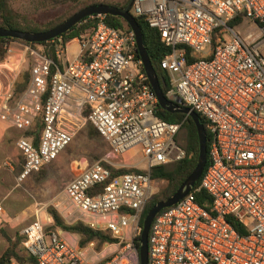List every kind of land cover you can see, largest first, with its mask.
Instances as JSON below:
<instances>
[{
	"label": "built area",
	"instance_id": "obj_1",
	"mask_svg": "<svg viewBox=\"0 0 264 264\" xmlns=\"http://www.w3.org/2000/svg\"><path fill=\"white\" fill-rule=\"evenodd\" d=\"M130 12L144 16L171 50L160 62L170 79L167 96L204 117L211 135L199 186L151 225L149 264H264V0H133ZM90 18L95 23L76 38L74 60L59 62L68 43L58 37L49 43L56 63L44 54L47 46L15 41L6 44L0 63L7 74L0 79V121L22 132L18 184L54 162L87 124L110 147L103 161L64 186L61 205L67 218L116 242L102 252L94 242L81 247L74 237L49 230L51 218L38 208L23 232L35 264H139L140 217L155 192L150 170L186 156L175 142L180 125L157 115L134 34L108 26L104 16ZM28 60L30 82L16 97L14 84ZM38 116L34 143L25 134ZM134 148L146 172L114 176L113 162ZM199 191L208 194L209 209L196 202Z\"/></svg>",
	"mask_w": 264,
	"mask_h": 264
},
{
	"label": "trees",
	"instance_id": "obj_2",
	"mask_svg": "<svg viewBox=\"0 0 264 264\" xmlns=\"http://www.w3.org/2000/svg\"><path fill=\"white\" fill-rule=\"evenodd\" d=\"M46 1L51 2L52 4H64L67 3L68 1L69 2L71 1L72 4L69 9V12H67V14L64 15L61 19H59L58 21H54L52 23L42 24L35 22L26 15L16 12L12 8V0H0V27L20 30V31H27V32H43L54 28L55 26L59 25L60 23L68 19L70 16H72L73 14H75L76 12L87 6L96 5V4H106L118 8H124L129 2V0H126L124 3L121 4H110L108 2H98L96 0H46ZM104 22L108 26L116 30H119L122 33L131 32V29L127 25V23L119 17L106 15L104 16ZM94 23L95 20L91 18L84 19L81 23L73 27L70 31L61 35L63 43L65 44L72 41L73 39L78 38L82 33H84L86 30L92 27ZM138 23L142 31L143 42L147 49L150 61L158 75L161 90L164 93V95H167L170 89V79L167 72L161 69L160 62L166 56H168L171 50L161 42L159 33L156 29L149 27V25L145 20H140ZM10 41L25 43L11 38H0V63L4 60L6 56V44ZM50 42L51 41L43 42V43H25V44H29L36 49L47 46V48L43 51L44 54H46L56 63V57L54 54L53 47L52 45H49ZM187 53L189 55L190 53L189 49H187ZM192 60L193 58L188 56V61H192ZM30 64H31L30 60H28L27 63L22 68L14 84L13 91L16 97H19L29 85L31 78ZM52 72H54L53 68H52ZM46 96L47 95H45L42 98L43 102L46 100ZM157 115L159 118H161L167 123L180 125L179 132L175 137V142L186 152V156L181 161L158 166V167H153L150 170V175L154 183L161 182L164 185L159 189L157 193H154L152 198L146 204L140 217L141 227L143 226V221L148 211L151 209V207L154 206L157 202L161 200H166L167 198L172 196L176 192V190L181 186L184 180L192 173V171L196 166L199 155V140L197 135V129L194 122L189 117H186L184 114L181 113H169L163 110L162 108H160L159 106H157ZM200 120L206 129L207 143L209 147L211 141V135L207 129V121L202 116H200ZM41 125H42L41 116H38L34 128L28 131L25 134V136L32 137L34 143H37V139L39 137V131H41ZM184 127L186 129V132L183 138V136L181 137L179 134ZM89 133L91 136L94 137L100 136L97 130L93 126L89 130ZM110 169L114 176L125 173L146 172L135 169L117 170V169H112L111 167ZM199 183L200 181L196 184V188L199 186ZM195 198L198 204H200L206 209H209L210 198L205 191H199L195 193ZM48 214L51 216L53 220V225L49 228V230L53 231L56 229H60L63 232L78 236L79 237L78 242L81 247H85L89 243L94 242L96 248H100L102 245L116 242V239H113L108 233L94 230L80 221H76L71 224L66 223L64 218L58 212V210L54 207L48 208ZM228 221L236 231H238L240 234L243 233L241 227L237 223H235L231 219H229ZM139 240H140V236H138L135 240V246L138 250H139ZM11 256H12V252L7 251L0 259V264H6V263L8 264ZM34 264H35V260H34Z\"/></svg>",
	"mask_w": 264,
	"mask_h": 264
},
{
	"label": "rangeland",
	"instance_id": "obj_3",
	"mask_svg": "<svg viewBox=\"0 0 264 264\" xmlns=\"http://www.w3.org/2000/svg\"><path fill=\"white\" fill-rule=\"evenodd\" d=\"M98 2H108L110 4H121L126 0H96ZM72 2L68 1L64 4H52L45 0H12V8L23 15L28 16L35 22L48 24L54 21H58L64 15L69 12ZM249 22L242 24L238 27V30L243 31ZM39 49H42L40 47ZM66 54L62 56L59 62L65 64ZM2 69V68H1ZM0 69V70H1ZM3 73H2V72ZM0 71V79L6 81L5 70ZM92 128L90 124L82 127L77 135L75 136L73 142L59 155L56 163L44 167L41 171L36 174V185L37 188L34 189V198L36 200L37 208L43 209L48 214L49 207H56L63 209V205H59L62 200V193L64 186L67 182L78 175L85 167L97 161H103L110 153V147L108 143L101 137L91 136L89 130ZM186 132L185 127L181 130L180 136L184 138ZM139 148H134L118 159H116L111 166L112 169H124V170H145V162L143 161L142 153ZM60 164V165H59ZM163 183H155V192L157 193ZM61 196V197H60ZM49 215V214H48ZM62 216V215H61ZM51 218V216L49 215ZM63 217V216H62ZM43 218L46 219L45 215ZM52 219V218H51ZM66 223H74L72 220H66ZM53 221V220H52ZM60 233V229H56ZM67 237L71 238L75 235L70 233L66 234ZM79 241V237L76 236ZM106 245H102L100 248H96L97 252H102L105 250ZM103 255H107L103 254Z\"/></svg>",
	"mask_w": 264,
	"mask_h": 264
},
{
	"label": "water",
	"instance_id": "obj_4",
	"mask_svg": "<svg viewBox=\"0 0 264 264\" xmlns=\"http://www.w3.org/2000/svg\"><path fill=\"white\" fill-rule=\"evenodd\" d=\"M132 3L133 0H129L124 8H118L106 4L87 6L54 28L43 32H27L0 27V38H11L25 43L49 42L55 38L61 37V35L70 31L84 19L99 15L119 17L127 23L131 32L135 36L137 52L148 77L150 87L157 98L158 106L169 113L184 114L194 122L199 140V155L194 170L172 196L166 200H161L152 206L143 221L138 250L139 264H149L148 239L151 225L160 212L177 204L181 199L188 195L199 182L208 162V143L206 129L200 120V116L195 111L184 106L180 98L176 96H167L162 92L158 75L150 61L147 49L143 42L142 31L138 23L140 20H145V18L144 16L134 17L131 14L130 9Z\"/></svg>",
	"mask_w": 264,
	"mask_h": 264
},
{
	"label": "crops",
	"instance_id": "obj_5",
	"mask_svg": "<svg viewBox=\"0 0 264 264\" xmlns=\"http://www.w3.org/2000/svg\"><path fill=\"white\" fill-rule=\"evenodd\" d=\"M78 53V40L73 39L67 44L66 61L76 59ZM21 136V131L0 121V205L3 208L0 215V259L7 251H11L12 256L8 264H34V259L25 249L23 232L34 222L38 213L33 192L37 188L35 181L37 173L27 177L21 184L17 183L23 165V157L17 148V141ZM58 158L51 164L56 163ZM49 165L45 167L48 168ZM62 202L63 199L59 203L60 206ZM55 208L63 218L75 222L73 218H67L64 214V207L58 208L56 204ZM51 222L53 223L52 219ZM62 234L67 236L68 233ZM74 238L77 240L76 235Z\"/></svg>",
	"mask_w": 264,
	"mask_h": 264
}]
</instances>
